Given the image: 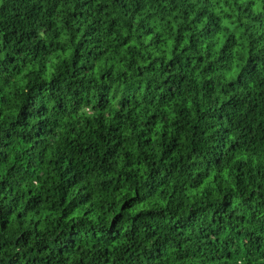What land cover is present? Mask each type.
Here are the masks:
<instances>
[{
    "label": "trees",
    "instance_id": "trees-1",
    "mask_svg": "<svg viewBox=\"0 0 264 264\" xmlns=\"http://www.w3.org/2000/svg\"><path fill=\"white\" fill-rule=\"evenodd\" d=\"M0 264H264V0H0Z\"/></svg>",
    "mask_w": 264,
    "mask_h": 264
}]
</instances>
